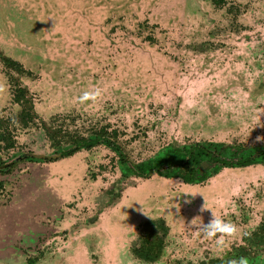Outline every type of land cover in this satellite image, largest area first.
Wrapping results in <instances>:
<instances>
[{"label": "rangeland", "instance_id": "1", "mask_svg": "<svg viewBox=\"0 0 264 264\" xmlns=\"http://www.w3.org/2000/svg\"><path fill=\"white\" fill-rule=\"evenodd\" d=\"M14 83L33 103L26 126ZM96 132L115 133L131 164L194 142L264 147V0H0V242L11 226L16 234V251L1 246L0 264H264V165L194 187L175 180L152 195L142 189L160 179L125 178L104 147L86 158L77 190L62 182L74 165L58 171L60 163L21 158ZM210 209L235 225L223 248L188 227L196 217L207 223ZM161 219L160 253L139 259L142 237L157 231L149 223ZM85 226L111 233L112 244L102 234L85 250L64 247Z\"/></svg>", "mask_w": 264, "mask_h": 264}, {"label": "flooded vegetation", "instance_id": "2", "mask_svg": "<svg viewBox=\"0 0 264 264\" xmlns=\"http://www.w3.org/2000/svg\"><path fill=\"white\" fill-rule=\"evenodd\" d=\"M5 59L16 62L21 66V68L24 71V73L22 74L16 71L15 69L9 67V65H7L4 62L5 66H7V68H11L12 71L16 72V74L18 75L25 74L27 76L31 75V71L25 69L22 66V64L19 63L18 61L13 60L11 58H4V60ZM15 84L16 83H14L13 85V87H15V90L17 88H22L25 89V91L27 92L25 97V102L22 105L17 104L21 107V111L19 113L20 123H22L23 126H26L28 122L26 124L22 120L23 119L22 117L25 114V112H23L22 115V109L23 108L29 109V113L33 117H35L31 105L33 103L29 96L28 90L19 83L18 85ZM110 135H112L111 136L112 138L110 137ZM95 136L101 138L97 144L92 146H81L83 142L86 143ZM69 138H70L68 141L69 144L67 146H61L60 141H57V139L56 140L53 139V146H55V148L57 149L50 156H46L42 154H34V153H23L21 155V158L31 163H47L49 165L60 163L58 171H62V169H64V167H66L67 165H74L73 171H67L66 173H64L65 175L64 174L62 175L63 176L62 178L63 179L65 178L64 180L62 179L63 180L62 182L66 181L67 187L73 186V189H76L82 186L81 182L86 177L85 175L87 169L85 168L86 167L85 165L88 162L86 158H88L90 156V153L93 152L96 148L104 147L105 150L110 151L111 153L114 154L120 168L123 167L125 178L132 176L139 179H150V177L156 176L158 179H160L161 182L156 181L157 184L153 183L156 186L154 190H150L151 183L144 185V189L142 190H146V191L148 190L147 192L152 195H159L158 191H162V193L166 192L171 187L176 185V182H174L175 180H178L184 186L187 185L194 187L197 186L198 184L204 183L210 178H215L223 170L225 171L246 170L254 166L264 165V147H259V148L251 147V146L248 147L246 145L244 146L239 143L227 144L218 141H204V142H194L191 144H183L182 146H177L174 148L170 146H166L161 150H159L153 157L149 158L148 160L140 161L137 164H131L127 158L125 151L122 149L119 143L115 141V133H110L109 135H107L105 132H96L94 134H91L90 136L76 135V136H70ZM105 139H109L111 142L116 143L118 147L106 146L102 144L103 143L102 140ZM1 140H3V135ZM11 147H12V141L10 142L8 148ZM242 152H245L244 155L246 154V158H248V160L246 159L245 160L248 162L240 165L242 158L240 157L239 154H241ZM11 165H13V162H11L9 165L6 164L5 167H3V169H6ZM56 168L54 170H56ZM56 174L57 173H55V175ZM60 180L58 182L53 181L52 183L56 185V183L61 182ZM59 187L61 186L57 184L56 189H59ZM60 193L62 195L64 194L63 192ZM125 205L128 206L129 204H125ZM28 212H29V207H27V212L25 214H27ZM119 213L120 212H118V214ZM125 216L126 215L123 214L122 217L125 219ZM124 219L122 220L123 223H125ZM161 220H162L161 222L162 225L158 223L154 224L153 222L152 224L149 223V225H153V227H155L157 231L152 230L151 232H146L142 237L141 239V241L143 242L142 248H138L135 250V255L139 259L153 262L158 256L152 254L153 249H155L157 253H160L163 246L164 238L168 234L167 233L168 226L165 224L163 219ZM9 230L10 231L7 232L8 235L5 236L10 241V242L7 241L5 243L7 246L0 242L1 243L0 247L1 246L3 248L7 247V249H5L3 253L5 255H7V253L10 252L11 254H13L12 252L16 251L15 248L16 234L14 232L13 226H11ZM24 231H27V233L29 232L26 237L27 238L26 240H28L29 236L31 235L30 232L32 230L30 231V227L26 226L24 228ZM102 232L104 231H100V230L97 231L93 227H86V226L82 227L81 229H77L75 233H73V235L76 234L74 235V240L69 245L64 247L71 249V251L73 252L76 248L80 250L83 249L85 250V247H87L88 243H90L93 239L95 240L96 236L98 238L102 234H104L105 239L109 240V243L112 244L111 236H110L111 233L109 234L106 231L105 233ZM18 236L19 235H17V237ZM261 237L262 238L257 237V239L260 241H264V235H262ZM111 244L109 245L111 246ZM10 246L12 247L9 249ZM74 247L76 248L74 249ZM69 249H67L66 251H68ZM107 253H110V251L108 250Z\"/></svg>", "mask_w": 264, "mask_h": 264}, {"label": "clouds", "instance_id": "3", "mask_svg": "<svg viewBox=\"0 0 264 264\" xmlns=\"http://www.w3.org/2000/svg\"><path fill=\"white\" fill-rule=\"evenodd\" d=\"M98 94V89L94 91H84L78 99L81 102H84L89 99H94ZM257 139H260V137H258ZM203 208L209 209L206 208L204 205ZM196 218H194L190 222V225L188 227L192 229V226H195L194 231L203 234L205 237H215V244L217 248H223L225 243L224 238L228 235L234 234L236 231L235 225L217 216L212 210L211 218L207 223H203L200 217L199 220H197ZM228 264H248V259L246 257H239L238 259L230 260Z\"/></svg>", "mask_w": 264, "mask_h": 264}, {"label": "trees", "instance_id": "4", "mask_svg": "<svg viewBox=\"0 0 264 264\" xmlns=\"http://www.w3.org/2000/svg\"><path fill=\"white\" fill-rule=\"evenodd\" d=\"M4 62L9 65V67L15 69L16 71H18L19 73H24L23 69L21 68V66L16 63V62H13V61H10L8 59H5ZM11 65V66H10ZM26 94L27 92L25 91V89H22V88H17L13 94H12V101L16 104H19V105H22L24 102H25V97H26ZM23 112H25V114L23 115ZM22 115H23V122L27 124V122L29 120H31L33 118V116L29 113V109H26V108H23L22 109ZM101 138H98V136H95L94 138H91L88 142L86 143H82L81 146H92V145H95L98 143V141H100ZM104 145L106 146H113V147H118V145L114 142H111L109 139H105V140H102ZM78 144V143H77ZM245 152H242L240 155V157L242 158V161L240 163L241 164H244L248 161V158H246V154L244 155ZM192 158V157H191ZM246 159V160H245ZM190 163V161H189Z\"/></svg>", "mask_w": 264, "mask_h": 264}]
</instances>
